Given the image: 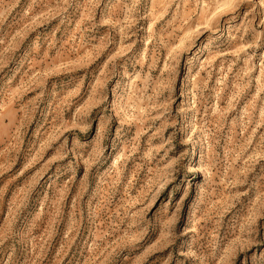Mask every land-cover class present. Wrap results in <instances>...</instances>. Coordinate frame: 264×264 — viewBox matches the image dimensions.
Instances as JSON below:
<instances>
[{
  "label": "rangeland",
  "instance_id": "1",
  "mask_svg": "<svg viewBox=\"0 0 264 264\" xmlns=\"http://www.w3.org/2000/svg\"><path fill=\"white\" fill-rule=\"evenodd\" d=\"M0 264H264V0H0Z\"/></svg>",
  "mask_w": 264,
  "mask_h": 264
}]
</instances>
